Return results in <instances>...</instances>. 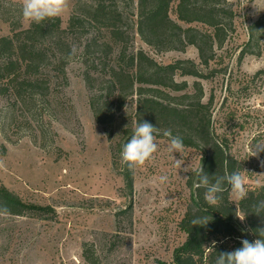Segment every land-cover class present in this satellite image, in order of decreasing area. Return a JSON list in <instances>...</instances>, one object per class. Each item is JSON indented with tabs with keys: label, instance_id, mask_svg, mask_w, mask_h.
Instances as JSON below:
<instances>
[{
	"label": "rangeland",
	"instance_id": "1",
	"mask_svg": "<svg viewBox=\"0 0 264 264\" xmlns=\"http://www.w3.org/2000/svg\"><path fill=\"white\" fill-rule=\"evenodd\" d=\"M173 0L171 16L177 19ZM235 12V32L217 49L209 65L198 50L157 51L140 36L135 45L160 63L192 59L201 77L187 80L188 90L201 80L204 101H212V122L241 164L248 189L264 184V40L255 53H242L250 25L264 14V0H226ZM139 0H119L126 20L136 19ZM95 0H70L60 16L66 27L74 13ZM22 0H0V36L21 19ZM259 51V52H258ZM80 57L68 67V82L34 105L14 103L0 94V182L26 202L44 208L23 215L0 213V264H89L86 250L97 264H173L187 233L180 222L191 196L189 174L201 166L202 151L185 145L183 153L167 150L163 130L156 136L154 159L133 170L129 193L123 161L114 151L123 130L133 122L135 103L116 111L112 127L96 120L92 94ZM112 108L117 109L114 104ZM121 155V154H120ZM175 159L181 160L180 169ZM167 175V183L158 177ZM231 199L236 201L231 193Z\"/></svg>",
	"mask_w": 264,
	"mask_h": 264
},
{
	"label": "trees",
	"instance_id": "2",
	"mask_svg": "<svg viewBox=\"0 0 264 264\" xmlns=\"http://www.w3.org/2000/svg\"><path fill=\"white\" fill-rule=\"evenodd\" d=\"M172 3L139 0L133 20L125 19L119 0H95L94 5L74 13L66 27L60 17L28 27H23L21 19L12 21L10 33L0 36V94L26 106L40 98L51 101L50 96L68 82L69 63L80 57L86 66L84 77L92 90L90 104L98 122L112 127L116 111L129 101L135 103L133 122L124 128L114 151L116 163L136 123L146 120L181 136L184 145L200 149L201 166L209 175L240 171L241 164L228 140L213 126L212 101H204L201 80L196 79L193 89L188 90V81L176 78L178 74L201 77L196 62L177 59L163 64L135 45L137 35L157 51H183L193 45L201 63L209 65L217 49L235 32V12L226 0H179L175 19L171 16ZM263 40L264 14L250 25L242 53H255L254 48H260ZM72 46L75 55H70ZM114 104L117 109L112 108ZM260 153L264 156V146ZM123 168L126 188L132 193L133 170L124 163ZM200 168L187 180L191 196L180 222L187 238L176 251L173 264H214L218 253L241 247L242 239L255 240V230L264 227V218L250 213L251 206L264 199V184L248 189V197L235 203L225 183L221 202L210 206L204 200L205 189L197 186ZM199 209H206L212 218L203 227L190 223L194 214H205ZM42 210L0 182V213L23 215ZM213 242L215 248H210ZM86 252L89 264H97L98 258Z\"/></svg>",
	"mask_w": 264,
	"mask_h": 264
},
{
	"label": "clouds",
	"instance_id": "3",
	"mask_svg": "<svg viewBox=\"0 0 264 264\" xmlns=\"http://www.w3.org/2000/svg\"><path fill=\"white\" fill-rule=\"evenodd\" d=\"M70 0H22L21 15L24 20L41 24L42 22L60 17L69 7ZM75 46H72L70 55H75ZM160 132L152 123L142 120L138 121L133 128L131 138L122 146L121 159L123 163L134 170L137 167L144 166L146 162L154 159V154L158 150L156 136ZM169 138L167 150L169 153H183L184 142L179 135H173L170 129L163 133ZM262 147L254 149V155ZM181 160L175 159V166L180 169ZM161 184L167 183L169 177L160 175L158 177ZM230 186V191L236 201H243L248 197V188L246 187L245 177L240 171H233L229 175H209L201 166L197 186L205 189L204 200L210 206H218L222 199V193L225 191L224 184ZM205 212L202 216L193 215L190 221L192 226H206L211 216L207 215L206 209H199ZM7 211V209H3ZM258 217L264 218V199H259L251 206V212ZM239 217V216H238ZM241 220L244 218L239 217ZM254 234L257 238L253 241L248 239L241 240V247L230 251H222L217 254L214 264H264V227H259ZM215 248V242L212 247Z\"/></svg>",
	"mask_w": 264,
	"mask_h": 264
}]
</instances>
